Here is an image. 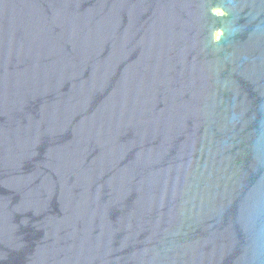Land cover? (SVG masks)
Returning a JSON list of instances; mask_svg holds the SVG:
<instances>
[{"label": "water", "instance_id": "1", "mask_svg": "<svg viewBox=\"0 0 264 264\" xmlns=\"http://www.w3.org/2000/svg\"><path fill=\"white\" fill-rule=\"evenodd\" d=\"M0 264H264V0H0Z\"/></svg>", "mask_w": 264, "mask_h": 264}]
</instances>
